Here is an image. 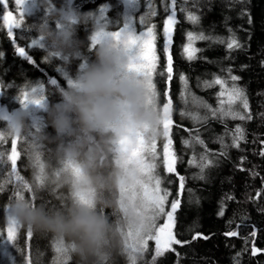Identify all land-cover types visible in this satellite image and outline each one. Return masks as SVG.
I'll return each instance as SVG.
<instances>
[{
  "label": "trees",
  "instance_id": "1",
  "mask_svg": "<svg viewBox=\"0 0 264 264\" xmlns=\"http://www.w3.org/2000/svg\"><path fill=\"white\" fill-rule=\"evenodd\" d=\"M134 20L139 30L146 31L155 25L156 54L159 57L157 75L153 77L157 84L158 106L162 109L168 98L173 101V125L171 138L172 151L177 158L176 173L169 174L163 166V145L165 138L157 140L158 165L156 174L161 178V188L170 193L165 205L166 211L175 199L181 204L175 213L174 233L185 243L173 245L169 251L156 260V264H264V0H176L173 8L171 0H140ZM63 0H57L61 3ZM80 3L81 11L97 10L107 7L105 16L112 31L123 27L126 7L123 0H73ZM151 5V9L148 5ZM167 7L168 11L164 9ZM183 9V11L181 10ZM156 11L151 16L150 11ZM176 11L177 24L172 33V44L168 53L163 50L164 20L171 11ZM11 11L20 23V8L15 0H0V86L5 94H0V109L9 112L19 107L15 97L21 90L30 92L32 87L43 85V95L49 102L58 100L61 87L66 86L64 72L74 74L78 63H67L59 57H51L45 50L29 47L36 33L29 24L38 19L29 8L19 28H13L8 35V26L3 16ZM191 12L199 17L198 23L190 22L186 17ZM148 15L147 25L140 26V16ZM90 29L81 25L77 29L80 40L87 42L86 54L90 55ZM188 33L196 36L203 34L205 39H196L192 47L198 49L195 58L188 60L183 48L188 44ZM235 39L239 47L229 49L227 43ZM17 47H24L32 58L30 62L16 53ZM173 59L172 80L167 81V56ZM57 69H61L58 71ZM163 71L164 77L159 73ZM180 75L187 78V92L180 81ZM231 76L239 77L232 81ZM217 77L226 81L223 88L230 89L233 84L242 89L247 97L249 109L244 110L239 102L234 105L236 111L250 115L251 119H232L213 110L224 101L227 109V93L220 95L221 85L205 87ZM57 80V85L50 83ZM12 85V87H8ZM167 93V95H165ZM185 93V100L181 94ZM195 97V99H193ZM198 100L199 106L193 104ZM207 105V106H206ZM188 112L185 113V109ZM185 115H181V113ZM40 116V113L37 112ZM193 117H198L194 119ZM243 129L244 139L234 146L233 137L237 127ZM2 127V125H0ZM49 132L53 129L49 127ZM196 137L203 143H198ZM30 139V137L28 138ZM12 138L0 142V232L6 233L7 221L3 207L21 190L15 175H11V162L7 159L11 153ZM184 141H189L185 144ZM26 139H19L17 145L21 153L17 171L28 182L35 181V168L25 151ZM51 145L41 149V159L51 172L58 167L52 157ZM201 157L207 159L202 161ZM195 160V163L190 161ZM210 161L211 163H208ZM201 163L207 166L201 169ZM184 177V190L179 191V177ZM28 198L33 193L24 190ZM66 188H57L48 184L37 194L36 203L56 207L60 197L67 196ZM111 215L112 210L106 209ZM221 213H223L221 215ZM166 216H161L157 224L163 225ZM27 228L20 227L14 245L0 243V264H77L74 255L67 257L56 253L58 240L52 234L33 232L27 237ZM235 232L230 236L226 233ZM253 233H255L253 235ZM197 234H200L199 236ZM206 237V238H203ZM2 239V238H0ZM155 242L149 241L147 251L138 259V264H151ZM111 264H130L127 254L116 253Z\"/></svg>",
  "mask_w": 264,
  "mask_h": 264
},
{
  "label": "clouds",
  "instance_id": "2",
  "mask_svg": "<svg viewBox=\"0 0 264 264\" xmlns=\"http://www.w3.org/2000/svg\"><path fill=\"white\" fill-rule=\"evenodd\" d=\"M22 7L24 14L29 8L38 14L29 27L51 57L79 63L55 102L37 108L31 101L38 94L30 92L27 104L15 98L17 109H0V133L4 138H27L25 151L35 176L41 175L45 185L68 190L59 206L37 205L36 194L43 186L34 181L32 198L21 190L4 205L6 221L52 234L68 255L78 258L77 264H111L113 255L127 254L148 227L139 196L144 177L137 163L117 149L122 139H134L137 133L147 139L162 135L164 117L147 81L129 71L130 53L123 41L99 36L90 51L94 58L89 59L87 42L78 38L77 29L89 28V36L111 32L100 11H81L73 0H24ZM37 118L42 127H37ZM46 145L58 162L51 172L44 162L41 165Z\"/></svg>",
  "mask_w": 264,
  "mask_h": 264
},
{
  "label": "snow or ice",
  "instance_id": "3",
  "mask_svg": "<svg viewBox=\"0 0 264 264\" xmlns=\"http://www.w3.org/2000/svg\"><path fill=\"white\" fill-rule=\"evenodd\" d=\"M24 0H15L16 5L20 8V23H16L12 20V14L9 12L3 16V20L5 24L8 26V35L11 36L13 34V28H19L23 23V19L25 17L24 9L22 7ZM126 13L124 15V23L123 27H121L118 31H111L109 33H95L90 36L91 48H94L98 37L101 35H109L115 38L118 42L123 41L126 47L129 50V71L135 72L137 76L143 77L150 89L152 95H154L157 100L159 98V92L157 84L154 82L153 77L157 75V64L159 61V57L156 54V33H155V25L153 24L151 27H148L146 31L139 30L138 26L134 20V14L138 10V6L140 4V0H123ZM173 8L176 4V0H171ZM148 7L151 9V5ZM183 11V9H181ZM100 13L104 15L105 21L109 23L107 20L105 13L107 11V7H102L99 9ZM165 12L168 11L167 7L164 9ZM151 16H156V11H150ZM192 23H198L199 17L195 14L189 12L186 17ZM145 23V17H140V24L143 25ZM177 24L176 19V11H171V14L167 15V19L164 20L163 27V50L165 53H168L170 45L172 44V33L174 25ZM196 39H205L203 34L196 36L192 33H188V44L183 48V53L186 55L188 60H192L195 58L196 52L199 50L192 47L193 41ZM239 42L234 38L227 43V47L229 49H233L234 47H239ZM29 47L45 49V45H43L40 39H32ZM16 53L19 56L25 57L30 62H32L31 56L28 55L24 47H17ZM4 53L0 51V57H3ZM63 60V58H60ZM64 61V60H63ZM61 71V69H57ZM166 79L167 81L172 80L173 73V59L171 55L167 56V66H166ZM65 78L68 79L69 75L67 72H64ZM161 77L165 76V73L161 71L159 73ZM232 81H237L239 77L231 76ZM180 81L184 84L185 93L187 92V78L184 75H180ZM70 82V80H69ZM50 83L52 85H57L56 79H51ZM213 84L221 85L222 88L226 84V81L217 77L211 83L206 82L205 87H211ZM8 87H12V85H8ZM30 92L32 94H38V98L31 101L34 103L37 108L43 106L45 102H49L48 98L43 95V85L40 84L37 87H32ZM29 91L21 90L19 96L15 98L21 104H27L29 102ZM185 93L181 94V99L186 101ZM227 93V109L224 108V101L220 102V107L218 109L213 110V115L219 112L221 115L226 117H231L232 119H251V116L243 115L240 112L236 111L234 105L239 102L240 106L244 110L249 109V104L247 97L242 89L237 87L235 84L228 89L223 88L220 92L221 96H224ZM0 94H5L2 86H0ZM167 95V93H165ZM195 99V97H193ZM207 106V105H206ZM159 107V106H158ZM164 119L162 121V136L165 138L166 143L163 145V166L167 173L172 174L176 173V162L177 158L175 153L172 151L173 140L171 138V129L173 125V101L171 98L167 99V102L163 104L162 109L159 107ZM181 115H185V113H181ZM194 119H198V117H193ZM37 127H42L43 123L36 119ZM198 143H203V141L199 140L198 137L195 138ZM243 129L239 126L235 129V135L233 137L234 146L238 147V141L243 140ZM5 140L3 133H0V142ZM27 140V138H26ZM19 143V139H12L11 141V153L8 155L7 159L11 162V175H15L16 180L19 182V188L26 190L28 193H31V186L17 171L18 168V160L21 159V153L17 149V145ZM187 145L189 141H184ZM118 154H127L130 161H135L140 169V172L144 179L140 183L139 196L145 202L144 213L146 219L148 221L147 231L142 235L138 234V237L131 246L128 247L127 256L130 264H138V259L143 257V254L147 251L149 246V241L155 242L154 255L152 258L151 264H156V260L163 256L165 253L172 251L175 249L173 245H182L183 241L179 240L174 233L175 228V213L180 207L181 200L175 199L170 204V210L166 211L165 205L168 201V197L170 195L167 189L161 188L162 180L156 174V169L158 167L156 163L157 159V140L156 138L147 139L143 133H137L134 139L125 138L120 141V146L117 149ZM264 154V153H262ZM3 157V153H0V158ZM206 157H201V160H206ZM190 163H195V160L190 161ZM208 163H211L208 161ZM41 165L43 162L41 161ZM201 169L206 167L207 165L201 163L199 165ZM3 165L0 164V170H2ZM73 171H76L75 166H72ZM36 183L43 186H46L44 183V179L41 175L35 176ZM179 191L182 194L184 190V177H179ZM21 190L15 191L14 195H21ZM25 195V194H24ZM43 204L47 207V204L40 203L37 205ZM223 213H221L222 215ZM166 216V222L161 226L157 224L158 219L161 216ZM0 218H2V213H0ZM20 229L14 222H7L6 233L0 232V243L4 245H14L17 239V232ZM255 233H253L254 235ZM198 236L200 234H197ZM226 235L234 236L235 232L226 233ZM129 236L131 237V231L129 232ZM27 237L32 238L33 232L31 230H27ZM206 238V237H203ZM55 251L58 254H61L67 257L66 248L62 246L61 242H58L55 247ZM27 264H31V260H27Z\"/></svg>",
  "mask_w": 264,
  "mask_h": 264
},
{
  "label": "rangeland",
  "instance_id": "4",
  "mask_svg": "<svg viewBox=\"0 0 264 264\" xmlns=\"http://www.w3.org/2000/svg\"><path fill=\"white\" fill-rule=\"evenodd\" d=\"M79 4H80V3H76V2H74V6H76V7H79ZM140 5H141V1H140L139 6H140ZM138 9H139V8H138ZM9 12L12 14L11 11H8V13H9ZM6 14H7V13H6ZM140 17H141V16H140ZM140 17H139V18H140ZM143 17H145V23H144L143 25L140 24L141 27L147 25V21H148V17H149V16H148V15H143ZM12 20H13L14 22H16V17H15L13 14H12ZM198 102H199V101L196 100V101L193 102V104H194L195 106H199V103H198ZM187 110H188V108H186V109L184 110L185 113L188 112ZM37 112H38V111H37ZM37 112L35 113V115H36L37 117H39V115L37 114ZM165 222H166V221H165ZM165 222H164V223H165Z\"/></svg>",
  "mask_w": 264,
  "mask_h": 264
}]
</instances>
